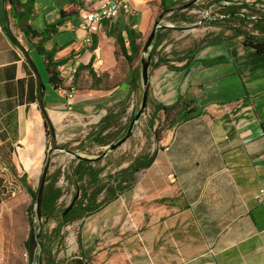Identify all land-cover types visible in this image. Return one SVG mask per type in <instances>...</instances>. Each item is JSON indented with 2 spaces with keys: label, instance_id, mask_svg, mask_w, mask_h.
Masks as SVG:
<instances>
[{
  "label": "crops",
  "instance_id": "obj_1",
  "mask_svg": "<svg viewBox=\"0 0 264 264\" xmlns=\"http://www.w3.org/2000/svg\"><path fill=\"white\" fill-rule=\"evenodd\" d=\"M127 1L128 12L91 32L83 27L86 0H0V185L26 188L24 176L30 186L27 175L42 172L53 141L93 157L77 146L123 102L125 114L135 110L142 88L132 85L143 57L139 46L158 19L172 15L164 7L182 0ZM127 28L140 33L135 49ZM215 31L221 40H167L168 33L157 40L166 61L155 65L152 56L145 109L146 132L161 130L155 159L133 179L124 171L135 157L118 162L126 189L82 220L77 243L71 225L63 228V243L53 250L57 264H109L98 261L108 251L126 264H264V201L256 199L264 189V52L228 30ZM42 49L61 78L55 86L47 70L43 106L36 71L39 60L47 69ZM180 101L183 107L163 108ZM173 119L178 122L170 126ZM123 195L128 214L105 215ZM97 240L111 247L100 250Z\"/></svg>",
  "mask_w": 264,
  "mask_h": 264
},
{
  "label": "trees",
  "instance_id": "obj_2",
  "mask_svg": "<svg viewBox=\"0 0 264 264\" xmlns=\"http://www.w3.org/2000/svg\"><path fill=\"white\" fill-rule=\"evenodd\" d=\"M211 4L216 5V10L212 12V16L206 21L207 26L212 25L220 27L222 32L230 31L233 38L242 37L243 43L249 47L256 49L258 52H264V1H245V0H212ZM186 3H179L178 6L164 7L167 11H173V15L170 16L171 22L183 21L186 18L182 13L184 9H188L190 6H186ZM168 29L164 30L165 32ZM127 34L130 40V46L132 49L136 48V39L140 36V33L127 28ZM157 32L155 41H161L166 33ZM214 32H210L202 38L205 42L212 38L211 41H218L223 38L220 35H212ZM14 42L17 43L15 37L12 36ZM118 41L123 44L122 36H118ZM123 47V45H122ZM47 59V70L50 73V81L58 86L61 82L59 72L56 69L57 62L52 61L51 53L41 50ZM153 56L157 55V60L154 63L159 65L165 62L164 56H161L160 52H156L155 48L152 51ZM185 57H190V52ZM132 59L127 55V60ZM141 81L138 73L134 75L132 85L136 90L140 88ZM128 101L123 102L120 105L119 110L108 114L104 120H102L99 127H94L93 130L86 136V138L77 146L81 151L89 149L93 145L104 146L110 145L116 140L122 138L128 129V125L117 128L112 132L113 127H117L120 124V119L125 115ZM184 101H180L172 106L163 107L166 111L183 107ZM178 121L173 119L169 124L173 126ZM157 133V130H156ZM121 134V135H120ZM159 136V133H158ZM66 148L67 146H62ZM87 151V150H86ZM155 153L152 155L142 153L137 155L132 163L124 172H129V176L133 179L135 173L141 171L154 161ZM77 164L72 167V172L69 169L63 171L66 180L74 186V188L80 192L79 198L77 197L74 205L68 211L69 205L62 206L59 204L60 198L63 194L62 188L56 186V179L61 174V168L54 173L53 176H47L44 193L41 204V215L44 222H48L49 219H57V226L47 232L41 231L40 241L43 246V264H57L56 255L57 250L53 252L55 248H59L64 239L63 228L81 218H86L98 212L111 201L116 199L120 193L126 189V177L120 180L119 176H103L106 166H97L98 159L88 158H76ZM24 185L27 190L32 194L34 193L31 187L27 184L24 176L22 177ZM29 239L27 240L28 243Z\"/></svg>",
  "mask_w": 264,
  "mask_h": 264
},
{
  "label": "rangeland",
  "instance_id": "obj_3",
  "mask_svg": "<svg viewBox=\"0 0 264 264\" xmlns=\"http://www.w3.org/2000/svg\"><path fill=\"white\" fill-rule=\"evenodd\" d=\"M212 0H182V3H186V6H190L188 9H184L182 11L185 14L187 21H178L173 22L177 28H168L165 32L164 27L158 29L157 32H165L168 35L165 39H176L180 37L181 40H187L194 37H201L210 32H216V26L205 25L206 21H208L209 17L212 16V12L216 10V5L211 4ZM173 15V14H172ZM170 15V16H172ZM164 17L162 24H166L171 17ZM171 21V20H170ZM154 27V26H153ZM153 29V28H152ZM152 31V30H151ZM151 33V32H150ZM150 33L145 37L139 46L140 52H143L145 43L150 35ZM161 42L155 41L154 48ZM157 52V51H156ZM153 56V54H152ZM153 58V57H152ZM38 63V62H37ZM39 65L41 70H38L40 76L45 80L46 77L48 79V72L43 63V61L39 60ZM140 64L138 66V71L140 75ZM40 69V68H39ZM44 82V81H43ZM143 89H140V94L138 97V103L135 107L137 110L141 103ZM129 112L125 114L120 120V124L117 127L112 128V132L117 130V128L128 125L131 123L132 116L135 112ZM145 114V113H144ZM150 118L148 115H142L140 120L135 124L134 131L132 136L127 139L120 146L115 148L112 151H115L114 155L109 159V157H101V155L105 152L108 147H100L98 145H93L89 147L87 151H83L81 153L86 154L88 156L99 157L97 166H109V168L104 170L103 176L115 175L120 176L121 170L116 169L118 167V162L121 161L122 158H126V156H130L131 158L136 157L138 154L142 152H146V154L152 155L156 150L155 141L157 140L158 133L161 134V130L157 128L156 131H151L147 133V126L149 125ZM121 135V134H120ZM131 140V141H130ZM154 143V145H153ZM152 144V145H151ZM51 147V146H50ZM66 148H74L73 146L67 145ZM149 150V151H147ZM76 157L66 152L65 150L58 152L52 155L51 164L49 166L48 175L53 176L58 169L61 168V174L56 179V186L62 188L63 194L60 198L59 204L62 206H67L71 204L74 197L77 195L79 198L80 192H78L74 186H72L65 178L63 171L69 169L70 173L72 172V167L77 164L75 160ZM46 158L42 163V170L45 167ZM42 173V172H41ZM41 173L37 175H27L28 182L31 186V189L36 194L40 185ZM136 179V177H135ZM3 180V179H2ZM125 199V195H123L120 199V203H117V206L113 205L108 208V211L105 210L104 214H119L124 217L128 214L126 206L123 201ZM118 204H122L118 206ZM35 199L33 195L27 190V188H17V194L12 196L11 193L7 192V187H3L0 185V264H27L29 260V252H28V243L27 240L31 234L32 222H36L35 230L37 231L39 222L37 221L35 215ZM96 215V214H95ZM100 215V214H98ZM84 218L78 219L68 225H71L69 229L74 233L73 242H78L80 235V224ZM90 220V219H89ZM100 221V219H97ZM57 219L52 218L49 219L48 222H44L42 230L47 232L48 230L53 229L57 226ZM110 224L103 227L105 231H110ZM94 227H99L98 225H92ZM129 227L131 229H138L137 224L130 223ZM105 231L103 233H105ZM109 237H103L104 240H109ZM104 240H97L98 246L101 247L100 250H104L107 247H111L109 244L107 245ZM99 263L108 262L109 264H126L125 260L121 257L117 259L116 255H112L108 251V257L106 259H99Z\"/></svg>",
  "mask_w": 264,
  "mask_h": 264
},
{
  "label": "water",
  "instance_id": "obj_4",
  "mask_svg": "<svg viewBox=\"0 0 264 264\" xmlns=\"http://www.w3.org/2000/svg\"><path fill=\"white\" fill-rule=\"evenodd\" d=\"M161 27H164V28L168 27L169 28V25L162 24L161 20L158 19L155 22L154 27H153L146 43H145V46L143 49V57L141 59V64H140V66H141L140 67V81L142 84L143 93H142L140 106L137 110H135V112L132 116L131 123L128 126L126 134L122 138H120V139L116 140L115 142L111 143L110 145H108V147L106 148L105 152L101 155V157L102 156L104 157L109 151L114 150L115 148L120 146L122 143H124L127 139H129L132 136L135 124L140 120L141 116L145 113V109L147 107V102H148L149 72H150V65H151V61H152V51L154 48L156 33H157L158 29ZM172 28H177V26L173 25ZM27 56H28V58H30L28 53H27ZM36 71H37L38 80H39L40 103L43 106L44 85H43V81H42V78L40 76V73L38 72L37 69H36ZM57 150H62V151L65 150L66 152L70 153L71 155L75 156L76 158H88V159L100 158V156L99 157L83 156V155L77 153L76 151H74L73 149L63 148V147L57 146L56 142L53 141V144H52L51 148H49L47 156H46L45 167L43 168L42 173H41V179H40V185H39L38 191L36 194L32 193L33 198L35 199V210H34V212H35L37 221L39 222V226H38V229L36 231L35 230L36 222L35 221L32 222L31 234H30L29 241H28L29 260H30L31 264H43V246H42L41 241H40V234L42 231L44 221H47V218H46V220H43V217L41 215V204H42V197H43V193H44L46 179H47V175H48V170H49V166L51 164L52 155ZM77 197H78L77 195L74 197L73 201L71 202V205L69 206L68 209H66V211H68L70 208L73 207Z\"/></svg>",
  "mask_w": 264,
  "mask_h": 264
},
{
  "label": "built area",
  "instance_id": "obj_5",
  "mask_svg": "<svg viewBox=\"0 0 264 264\" xmlns=\"http://www.w3.org/2000/svg\"><path fill=\"white\" fill-rule=\"evenodd\" d=\"M262 7L264 5L261 4ZM130 10V4L127 0H86V8L82 12L83 27L87 31H97L101 23L107 19H117L122 13ZM86 42L90 43L91 38L86 37ZM76 72V67L71 66L68 73V78L73 81V76ZM75 85L71 82L70 87L66 90L68 100L71 102L74 98ZM7 192L12 196L17 194V189L13 187L7 188ZM257 200L264 201V189H261L256 195ZM27 264H31L29 261Z\"/></svg>",
  "mask_w": 264,
  "mask_h": 264
}]
</instances>
